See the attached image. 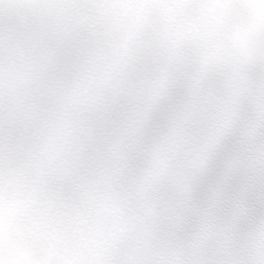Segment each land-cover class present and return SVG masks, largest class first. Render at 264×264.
Returning <instances> with one entry per match:
<instances>
[{"label":"clouds","instance_id":"clouds-1","mask_svg":"<svg viewBox=\"0 0 264 264\" xmlns=\"http://www.w3.org/2000/svg\"><path fill=\"white\" fill-rule=\"evenodd\" d=\"M0 264H264V0H0Z\"/></svg>","mask_w":264,"mask_h":264}]
</instances>
